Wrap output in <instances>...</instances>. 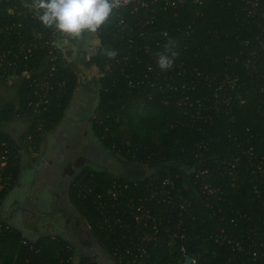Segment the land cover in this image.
<instances>
[{
  "label": "trees",
  "instance_id": "1",
  "mask_svg": "<svg viewBox=\"0 0 264 264\" xmlns=\"http://www.w3.org/2000/svg\"><path fill=\"white\" fill-rule=\"evenodd\" d=\"M227 1L189 0L184 23L191 24L193 35L187 53L179 60L188 71L196 68L218 78L225 74L238 77L239 97L234 96L232 120L227 115L220 119L212 113L211 123L203 125L188 118L180 106L161 104L162 94L146 83L147 79L153 80V73L146 70L149 58L141 55L135 60L133 55L126 54V48L102 32L97 37L100 44L87 61L99 73L91 129L103 148L127 162L149 161L157 169L174 165L170 166L173 171L180 170L177 188L190 201L192 214L182 224L193 237L192 244L187 246L188 253L207 242L202 264H253L248 242L254 238L253 243L264 245V179L252 173L249 166V162L264 161V50L259 49V42L264 44V18H247L237 1ZM258 1L264 8V0ZM26 3L27 0H0V47L8 49L17 32L27 34L30 28H38L39 22L29 14ZM248 47L259 51L256 61L245 62ZM103 48L114 50L116 56L107 58ZM46 55L45 49H33L26 58L15 60L14 65L0 67L1 84L19 79L15 101L0 105V122H9L15 114L29 117L31 124L20 141L34 150L42 135L62 119L78 82L76 72L66 65L65 56H58L51 74L29 76ZM43 79L49 80L50 90H42ZM37 93H45L51 102L44 116L34 115L28 104ZM197 94L211 98L213 91L203 86ZM122 124L128 128L127 142L119 139ZM198 124L202 128H197ZM1 140L7 141L9 155L0 174V205L17 176L21 148L20 143L2 132ZM192 167L207 169L204 180L210 189L217 190L216 195L201 191L202 177L193 182ZM141 177L146 181L145 174ZM114 179L129 182L128 178L84 167L74 175L69 191L78 216L90 225L91 228L85 225L87 230L106 252L111 242L96 227V210L91 198L83 194L87 184L98 190V184H109ZM8 180L11 184L6 187ZM76 182L80 185L76 186ZM216 234L218 241L210 238ZM235 241L243 244L244 252L233 246ZM148 251L150 255L144 264H175L179 256L177 245L170 251L161 243ZM75 256V246L67 240L48 235L26 240L0 215V264H73ZM88 258L77 255V264H84Z\"/></svg>",
  "mask_w": 264,
  "mask_h": 264
},
{
  "label": "built area",
  "instance_id": "2",
  "mask_svg": "<svg viewBox=\"0 0 264 264\" xmlns=\"http://www.w3.org/2000/svg\"><path fill=\"white\" fill-rule=\"evenodd\" d=\"M234 1H237L240 10L247 18L253 16L264 18V8L260 6L258 0ZM188 2L189 0H121L119 8L96 34V38L102 32H107L108 36L126 48V54L133 55L135 60L141 55L149 58L146 62V70L153 73V80L147 79L146 83L162 94L161 104L180 106L188 118L192 121H201L203 125L207 122L211 123L212 113L220 119L228 116V120H232L230 112L234 96L239 97L236 88L239 84L238 77L230 78L225 74L224 77L218 78L196 68L188 71L183 61L179 60L182 54L187 53L193 35L191 24L184 23ZM192 2L200 3V0H192ZM229 2L230 0L227 4H230ZM11 11L12 9H9V12ZM28 12L31 14L29 10ZM24 15L26 16L25 12ZM14 36L17 38L8 45V49L4 46L0 47V67L14 65L15 60L26 58L33 49H45L46 57L29 76L33 77L43 72L47 75L55 70L56 60L61 56L59 40L63 38L62 35L42 27L39 23L38 28H30L27 34L17 32ZM165 46L175 53V57L172 68L161 71L156 66L155 58L157 52L168 50ZM259 49L264 50L261 41ZM8 54L10 58H7ZM245 54L247 55H244L245 62L256 61L259 51L248 47L245 49ZM40 86L43 91L52 88L47 79L41 80ZM203 86L212 89L211 98L200 97L197 94ZM226 92L231 93L226 94ZM148 98L151 96L148 95ZM50 103L45 93H37L28 101L32 113L40 116L48 112ZM202 126L198 124L197 128ZM40 127H37L38 131L41 130ZM8 155V143L1 140L0 174ZM135 164L144 170L146 181L141 175L128 178L129 182L114 179L109 184H98V190L93 185H85L83 195L91 198L96 210L93 212L95 225L104 233L107 241L111 242L107 253L113 261L122 264H144L150 255L148 250L162 243L170 251L177 245L179 254L177 264H186L182 258H189L187 264H199L195 256H199L202 244L195 252H187V246L192 244L193 237L186 233L182 224L191 219L192 214L190 201L177 188L180 170L173 171L170 166L174 165H165L162 169H157L158 166L154 167L149 161ZM249 166L252 168V173H257L264 179L262 159L249 162ZM191 170L190 172L194 173L191 174L194 176V183H197L196 178L202 177L201 191L216 195L217 190L210 189L209 184L204 180L207 169L192 167ZM10 184L9 180L5 183L6 187ZM75 185L80 184L76 182ZM84 222L87 228H91L86 221ZM5 228L8 229V226ZM210 238L218 241L217 234ZM223 238L225 239V236ZM225 241L230 243L229 239ZM253 242L254 238L248 242L251 261L253 264H264V245ZM233 246L239 252H244L245 247L241 242L235 241ZM72 262L77 264V256L72 258ZM84 264H95V261L90 257Z\"/></svg>",
  "mask_w": 264,
  "mask_h": 264
},
{
  "label": "crops",
  "instance_id": "3",
  "mask_svg": "<svg viewBox=\"0 0 264 264\" xmlns=\"http://www.w3.org/2000/svg\"><path fill=\"white\" fill-rule=\"evenodd\" d=\"M82 38H85L84 43L82 45L78 44L75 48L71 47L74 39L63 36V38L59 40L60 52L65 56L66 65L75 71L78 77L73 95L60 121L62 122L63 118L69 116L74 120L73 122L77 123L74 126L72 122H70L69 125H72V127H77L78 125L80 128L81 122L83 121L80 116L83 112L86 113L85 118H87L88 122L92 123L94 107L97 100V88H89V92L91 93L88 92L89 94H85L84 100H82L81 103L78 104L75 102L81 97L79 91L83 86L81 82L83 70L88 76L94 71L93 67L86 64L92 52L88 48L93 43V39L88 35ZM97 46L96 44V48ZM85 54L88 56L87 59H85L86 65L83 69L82 66H80V58L85 56ZM86 81V87L92 84V81ZM15 83V85H4L0 83V105L15 101L18 82L16 81ZM94 87L97 86L94 84ZM82 88H84V86ZM93 95H95L94 100L92 99ZM78 102L80 101L78 100ZM76 104L78 105L74 106ZM88 105L89 109L87 108ZM70 107H73L72 110L69 109ZM67 109L68 112L66 113ZM60 121L55 128L53 127L42 135L36 150L32 149L31 146H25L20 141L31 124V119L29 117H20L15 114L9 122H0V132L11 138L14 142L21 144L19 150L18 173L12 188L8 191L0 205V215L4 217L11 226L18 229L22 238L26 240H35L39 236L48 235L51 237H61L71 243V245H74L72 243L73 239L66 236V234L68 235L67 230L70 229V227L73 229L75 227L77 231L82 228L81 225L76 224L74 221L76 209L69 199L71 182L76 171L78 172L84 167H91L99 170L103 169H100L102 163L98 164L94 162V157L86 150L80 151L77 149L75 152L73 151L69 157H66L62 153L54 154L57 150H62V144H58L60 146L59 149L56 147V138H58V135L61 139H64L65 137L62 136L63 130L76 129L70 128L69 126L68 128L65 127L59 130ZM90 129L91 124H85L82 134L85 132L84 136H92V129ZM57 131L61 134H57ZM90 139L91 138H89V141ZM62 216L66 218V221L63 222L65 224L63 226L64 229L61 232H56L54 231L53 225L56 222V224H59L58 222L61 221ZM71 217L72 220L70 219ZM83 225H85V223H83ZM64 233L66 234L64 235Z\"/></svg>",
  "mask_w": 264,
  "mask_h": 264
},
{
  "label": "rangeland",
  "instance_id": "4",
  "mask_svg": "<svg viewBox=\"0 0 264 264\" xmlns=\"http://www.w3.org/2000/svg\"><path fill=\"white\" fill-rule=\"evenodd\" d=\"M90 38L93 39V43L90 45V47L88 48L91 51H95L96 48V43L95 40L96 38L94 36H89ZM85 41V38H80V39H74L73 40V45H71L72 48H75L76 46H78V44H83ZM84 49V47H83ZM67 53V51H66ZM61 56H63V54L61 53ZM87 56L85 54V56L81 57V62H80V66H82V68H85V59H87ZM88 61V59H87ZM94 69V68H93ZM85 71L83 70L82 72V78H81V82L82 85L84 86V88L81 87V90L79 91V93L81 94V97L77 99V101H75L76 103H81L82 100H84V95L85 94H89L91 92H89V88H97L98 87V77H99V73H97L94 69V71H92L90 74V76L86 75L84 73ZM89 74V73H87ZM92 81V84L86 87L87 81ZM18 82V80H13L11 82H9L8 84L11 85H15V82ZM94 84L97 87H94ZM95 90V89H93ZM89 92V93H88ZM92 99H95V95H93ZM78 100L80 102H78ZM78 104L74 105L77 106ZM73 106V107H74ZM73 107H70L69 109L72 110ZM87 108L89 109V105L87 106ZM89 111V110H88ZM87 111V112H88ZM68 112V109L66 111V113ZM86 113L83 112V114L80 116L81 119H83V121L81 122V128L80 126L77 125V127H72V125L75 126V122H73L74 120H72V118H70L69 116H66L65 118H63L60 126L58 127L59 130L63 129V128H68L70 126V128H76V129H65L63 130V134L62 136H64V139H61L58 135V138H56V144H57V148L59 149L60 146L58 144H62V150H57L54 154L57 153H62L64 154L66 157H69L73 151L75 152V150H86L88 151L89 154H91L94 159V162H97L98 164H101V168L106 172H110L114 175H118L121 177H125V178H131L134 176H141L144 172V170L142 169L141 166H138L135 163L132 162H127L125 159L115 155L114 153H112L111 151H109L108 149H105L101 146L98 138L94 135L93 131H91L92 136H84L83 130L85 128V124L90 125L91 122H88L87 118H85ZM72 122V125H69V123ZM56 127V125L54 126V128ZM80 128V129H78ZM57 129V130H58ZM58 130V131H59ZM91 130V129H90ZM58 131L56 132L57 134H61L58 133ZM61 132V131H60ZM119 139L122 142H127V138H128V128L125 124H122L119 127ZM69 135V136H68ZM89 138L90 141H89ZM95 167V166H93ZM77 173V171H76ZM72 220V217L70 218ZM66 221L65 216H62L61 221H59V224L54 223L53 228L55 229L54 231L56 232H61L64 228L63 226L65 225L63 222ZM84 220L80 219L78 221V225H81L82 229H79L77 231V229L74 227V229L72 227H70V229H68V235L66 233H64V235L66 234L67 237H70L71 239H73L72 243L75 246V252H76V256L80 255V256H90L91 258H93V260L95 261V264H112L113 260L111 258V256H109V254L100 249L98 247V245H95V242L85 233L83 232L84 226L83 225ZM63 224V225H62ZM56 225V226H55ZM86 227V226H85ZM206 241V240H205ZM25 242V241H24ZM207 242H204L201 246H200V250L198 253V257L195 256V259L197 261V263L202 264L203 260H204V250L207 247ZM177 264V262L175 263Z\"/></svg>",
  "mask_w": 264,
  "mask_h": 264
},
{
  "label": "clouds",
  "instance_id": "5",
  "mask_svg": "<svg viewBox=\"0 0 264 264\" xmlns=\"http://www.w3.org/2000/svg\"><path fill=\"white\" fill-rule=\"evenodd\" d=\"M121 0H27L26 7L33 17L46 29L72 39L85 35L96 36L111 19ZM97 45L99 40H95ZM167 51L156 53L155 63L161 71H168L174 63L175 53ZM103 54L112 59L114 50L103 48Z\"/></svg>",
  "mask_w": 264,
  "mask_h": 264
},
{
  "label": "flooded vegetation",
  "instance_id": "6",
  "mask_svg": "<svg viewBox=\"0 0 264 264\" xmlns=\"http://www.w3.org/2000/svg\"><path fill=\"white\" fill-rule=\"evenodd\" d=\"M121 177V176H120ZM80 220V217L78 216L77 212H76V217H75V223L78 224V221ZM83 232H85L93 241L94 239L92 238L91 234L89 233V231L87 230V228L84 226ZM95 242V241H94ZM95 245H97V243L95 242Z\"/></svg>",
  "mask_w": 264,
  "mask_h": 264
},
{
  "label": "water",
  "instance_id": "7",
  "mask_svg": "<svg viewBox=\"0 0 264 264\" xmlns=\"http://www.w3.org/2000/svg\"><path fill=\"white\" fill-rule=\"evenodd\" d=\"M183 260H184V262L187 264V263H189V258H182Z\"/></svg>",
  "mask_w": 264,
  "mask_h": 264
}]
</instances>
